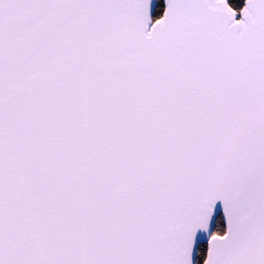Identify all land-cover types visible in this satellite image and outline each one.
Returning <instances> with one entry per match:
<instances>
[{"label":"snow or ice","instance_id":"6c2138e0","mask_svg":"<svg viewBox=\"0 0 264 264\" xmlns=\"http://www.w3.org/2000/svg\"><path fill=\"white\" fill-rule=\"evenodd\" d=\"M0 264H264V0H0Z\"/></svg>","mask_w":264,"mask_h":264}]
</instances>
